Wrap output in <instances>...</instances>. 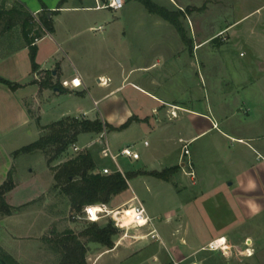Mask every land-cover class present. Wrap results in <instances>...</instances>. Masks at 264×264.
I'll list each match as a JSON object with an SVG mask.
<instances>
[{"label": "rangeland", "instance_id": "obj_1", "mask_svg": "<svg viewBox=\"0 0 264 264\" xmlns=\"http://www.w3.org/2000/svg\"><path fill=\"white\" fill-rule=\"evenodd\" d=\"M65 1L60 6L64 5ZM151 1L169 11L178 12V7H181L182 10H180L178 18L184 26L183 29L185 28L184 33L187 38H190L188 24L192 19L191 16H194V23L197 24L204 23L207 18L211 19L216 32L218 27H224L228 23L240 19L243 15L250 14L235 24L237 26L235 30L238 32V38L235 40L240 41L230 40L227 42L224 48H220L212 55L211 62H204L205 51L211 49L209 46L198 50L196 59L191 58L193 61L191 65L190 55L188 53L185 55L186 60H183L180 77L183 79V87L188 95H186V99L184 94H179L177 99H181L200 113L214 116L220 124L218 129L211 128L205 118L198 117L199 129L209 130L189 144L190 155H186L181 160L182 166L176 165L181 150L177 133L179 127L170 132L167 131L168 140L164 142L163 149L155 152L152 156L150 153H152L154 142H151L150 147H145L142 143L145 137L151 139L152 134L140 129V126L122 132L111 130L107 134L111 147L119 148L130 144L140 155L139 160L119 157L118 166L120 169L126 172H150L151 169H156L160 172L174 165L177 166L179 172H183L184 169L188 173L193 172L192 179L190 175L178 172L171 174L168 180L148 174H139L130 179L129 188L116 196L114 201H122L131 195H136L148 213L154 217L157 227L163 224L167 228H178L179 235L184 236L191 244V247L182 246L184 243L181 245L185 254L180 256L184 257V261L180 264H191L192 261H201L207 264H264V209L258 214L246 217L245 214L249 208H243L229 201L231 200L230 191H236L237 177L243 170L250 172L249 174L252 172V175L256 174L257 179L261 182V187H263L260 192L264 195V160L262 156L256 157V153L242 143L227 139L248 136L250 131L259 133L264 130V126L255 127V118H252L249 123H245L243 119L248 114L249 116L254 115L251 109L252 104L246 100V93L248 90L252 92L250 94L253 98L261 97L257 91L258 86L253 82H246L248 83L247 87L243 88L240 85L235 86L233 83L238 84L244 81L249 74L251 77H257L259 74L256 55L260 54L264 57V45L255 48L250 46V43L246 41L249 39L246 30L250 25L255 26V30L259 33L264 29V8L258 12H252L264 0ZM103 2L104 0L98 1L99 4ZM124 2V7L121 10L113 12L106 8L94 9L95 0H70L69 5H76L79 9L62 13L54 18V23L59 28L62 27L66 30V26L73 25L81 29L82 37L79 39L80 46H82L80 47L81 52L73 54L81 66L89 69L90 73H103L109 77L112 76L114 80L110 79L108 85H101L97 78H91L88 90L81 95L70 98L65 92H57L54 96L45 97L41 103L43 114L41 123L56 119L55 115L65 105H69L70 109H75V104L78 101L87 111L86 115L89 118L102 117L108 123H113L117 116L122 117L127 114L126 110L128 109L133 110L134 113L146 111V107L152 101L129 83L118 94L101 98L114 88L115 82L118 80L115 76L120 70L137 67L142 64L143 60L155 58L154 53L149 57L144 54L147 52L148 44L160 40H173L172 35L166 36L172 31L160 29V25L172 26V24L161 16L149 12L138 0H124ZM85 6L91 8H81ZM54 9L53 15L58 13L59 7ZM208 24H210V20ZM216 38L221 41L225 37L223 35V37L217 36ZM226 38L228 37L226 36ZM213 49L216 50L217 47H213ZM240 52L243 53L241 57L239 56ZM69 57L71 58V55ZM225 58H229V60ZM67 73H69L68 70ZM138 76L139 72L136 70L130 81L141 83ZM228 81L231 82L230 86L227 85ZM262 86L264 87V79H262ZM90 96L99 101L98 109H94ZM259 105L264 108V104ZM151 120L155 123L153 116ZM105 125L106 122L104 129L108 131V126ZM31 129L32 135L27 139L34 142L39 136L35 132L34 126ZM98 138L99 133H81L77 138L76 145L100 155V148L104 140L101 139L99 142ZM252 143L258 151L264 153L262 147L258 148V142ZM262 144L264 145V140ZM85 149L81 148L79 152H84ZM101 160H104L109 167L116 168L109 159L102 158ZM188 160L190 165L186 163ZM56 163L57 161H54L48 165L47 157L41 152L21 153L16 157L14 163L16 173L13 170L11 178L14 186L15 183L21 184L22 199L33 195L35 190L44 185L49 176L47 170L51 171V166ZM113 172L115 171L113 170ZM229 183H233V185H229ZM54 209L61 211V214H55L58 225L71 221L73 230L77 233L87 226L84 221L73 220L67 207L59 205ZM108 221L110 220L104 218L98 223L105 225ZM233 228L236 230V235L230 241L226 236H220L227 235ZM54 229L61 230L62 225H55ZM128 233L136 234L138 232L130 229ZM215 236L223 237L228 241L230 253L227 256H224L220 251L206 249L208 241ZM118 237L119 234L115 236L114 240L116 241ZM115 241L112 248H116L115 251L107 250L98 244H89L86 255L87 264H175L170 261V256L165 250L168 248V244L164 240V244L149 241L141 246L128 238L121 240L118 245H115ZM20 242L23 245L22 249L28 253L21 260L18 261L1 247L0 252L7 253L18 264H34V259H40L41 264H55L57 261V255L52 252L45 250L37 253L34 242L27 240ZM40 242L44 248L43 239ZM179 245L180 243L176 241L171 247L174 249ZM157 250H160L158 260L153 261L151 253Z\"/></svg>", "mask_w": 264, "mask_h": 264}, {"label": "crops", "instance_id": "obj_2", "mask_svg": "<svg viewBox=\"0 0 264 264\" xmlns=\"http://www.w3.org/2000/svg\"><path fill=\"white\" fill-rule=\"evenodd\" d=\"M59 2L60 0H0V78L18 85V87L12 90L7 85L0 82V186L7 179L9 171L14 170L16 158H13V153L21 147L33 142L28 141L27 139L32 135V126L35 127V132L39 136L42 127L67 116L77 118L83 117L90 120L98 118L103 123H108L102 117L89 118L86 115L87 111L83 109L80 101L75 104V109H70L69 105H65L55 115L56 119H53L50 122L45 121V123H41L43 117L41 103L45 97L54 96L57 92H65L70 98L81 95L84 91L88 90L91 78H97V81L98 78L108 81H110V79L111 81L114 80L112 76L109 77L103 73H90L89 69L81 66L79 60L73 57V54L75 55L81 52L80 47L82 46H80L81 43L79 42V39L82 37V31L73 25L66 26V30L62 27L59 28L55 25L54 18L60 16L62 13L79 9V7L76 5H69L70 0H67L65 1V4L59 8L58 13L53 15L51 12L55 10V7H58ZM95 2L96 5L99 4L97 0H95ZM95 7L94 9H96ZM81 8L89 9L91 7L85 6ZM262 8H264V1L256 6L252 12H258ZM178 9L179 11L182 10L180 6ZM44 10L49 12L48 18H51L52 20L53 30L51 32L40 33V35L36 37L38 40L33 42L36 46L35 63L37 65V68L33 70L30 60L29 45L27 44L26 38L23 36V24L27 19L28 14L33 16L35 20H38L39 15ZM249 14L243 15L240 19L228 23L224 27H218L216 32L213 28L211 19H209L210 24H208V18L204 23L197 24L194 23V16H191L192 19H190L188 24L190 38H187L185 35L184 39L173 25H160V29L163 28L164 31H172L170 34H166V36L170 37V35H172L173 40H160L156 43L148 44L147 52H144V54H147L149 57L150 54L154 53L155 58H147L137 67L120 70L115 76L118 80L115 82L114 88L101 98L103 99L109 95L118 94L124 90V86L129 83L138 91L145 94L152 102L148 104L146 111L134 113L133 110L128 109L126 110L127 114L122 115V117L117 116V119H115L113 123L108 124L114 128V131L118 132H122L123 130L128 131V129L130 130L136 126H140V129L142 128L152 134L151 139L145 137L142 141V143L144 141L147 142V145L143 144L145 147H150L151 142H154L152 153H150L151 155L149 154L150 156L163 149L164 142L168 140L167 131L170 132L177 129L176 127H179L177 133L179 134L178 142L181 144V150L176 165L182 166L181 160L185 155H183V143L180 142V139L190 144L209 130L204 128L199 129L198 117L201 116L205 118L210 123L211 128L218 129L220 124L218 123V119L214 116L200 113L197 109L192 108L181 99H177V95L179 94H184L185 97L188 95L186 89L183 87V79L180 77L183 69V60H186L185 55L188 53L190 55V60L192 57L196 59L198 50L205 46H209L211 49L205 51L204 62H211L212 55L217 50L219 51L220 48H224L227 42L230 40H234L235 42L240 41L235 40V38H238V32L235 30L237 26L235 24L243 20ZM182 27L184 26L182 25ZM99 28L98 30H101ZM247 29L246 34L249 39L246 41L250 43V46L255 48L264 45V33H262L264 32V29L261 33L257 32L253 25H250ZM223 35L225 38H222L221 41L216 40L217 36L223 37ZM33 36L34 32L31 31L28 37L30 38ZM226 36L228 38H226ZM213 47H217V49L215 50ZM254 51L256 52L255 49ZM242 54L243 53L240 52L239 56L241 57ZM70 55L71 58L69 57ZM256 56V63L259 72L258 76L251 77L249 74L244 81L238 84L233 82V80L232 82L235 86L240 85L243 88L247 87L246 85L248 83L246 82H253L258 86L257 91L261 96L259 98H253L251 96L252 92L247 90L246 100L250 101L252 104L251 109L253 110L254 115L249 116L248 114L243 119L245 120V123H249L252 118H255V127L260 128L264 126V108L259 105L264 104V87L262 86V79H264V57L260 54ZM225 59L229 60V58ZM192 62L193 61L191 60L190 65ZM67 70L69 73H67ZM136 70L139 72L138 77L141 83H133L130 81ZM76 76L81 79V87L69 90L61 86V80ZM47 83L56 84L57 86L53 87L51 85H46ZM227 85L230 86L231 82L228 81ZM91 99L94 109H98L99 101L92 97ZM244 103L242 104L244 105ZM172 112L174 115L171 114ZM152 116L155 119V123L151 120ZM126 121H129L128 125L124 129H119L122 124L126 123ZM110 132L111 130L105 131L106 139L107 134ZM227 139L242 143L252 152L256 153V157L262 156V159L264 160V153L258 151L252 143L258 142V148L262 147L264 151V145L262 144V141L264 140V130L259 133L250 131L248 136ZM99 140L101 141L100 138H98V141ZM125 146L131 145L128 144ZM123 147L111 148L112 150L117 151ZM80 148L85 149L84 147ZM86 151L91 154L96 166V171L100 172L101 168L109 167L104 160H101L103 158L102 156L100 157L101 153L99 155V153H93L92 150ZM189 155L190 151L187 156ZM109 168L111 170H116V168ZM47 171L49 176L47 177L46 182L35 190L33 195L30 193L31 195L22 199L20 183H15L14 188L6 194V201L11 206H25L16 214L0 216V247L8 254L14 256L18 261L23 257H26V254H28L22 249L23 245L20 244L21 240L34 242L36 245L35 251L40 253L39 251H45L40 242L41 239H43L48 232H51L55 228V225H62L61 230L65 228L74 229L71 221H67L63 224L60 223L59 225L57 223L58 221L54 212L55 198L53 194L47 192L53 184V174L50 170ZM150 171L158 170L151 169ZM244 171L245 170L238 174L236 181L237 188L236 191H230L231 200L229 201L233 204H238L243 208H249L247 209L246 214L244 213L246 217H249L255 213L258 214L264 209V195L260 192L263 187H261V182L257 179L256 174L253 173L252 175V172L249 174L250 172ZM121 172L126 171L121 169ZM177 172L188 174L185 169L183 172ZM14 173H16L15 170ZM192 177L193 176L190 178L192 179ZM129 182L130 180L128 181V184ZM229 185H233V183H229ZM256 190H258V192H256ZM132 196L134 195H131L122 201H114L115 197H113L109 205L113 208L117 207L128 201ZM34 205L35 207H33ZM148 214L152 217L150 213ZM234 229L235 228L230 230L227 235L223 234L220 236H226L228 241H230V239L236 235V230ZM157 230L162 239V244H164V241L168 244V248H165V250L170 256V261H173L175 264L182 263L184 257L181 258L180 256L185 254L182 246L186 245L191 247V244L187 242V239L184 236L179 235L180 232L178 231V228H167L163 224H160V226L157 227ZM218 237L219 236L212 237L208 242ZM176 241H178L180 245L172 249L171 246H174ZM143 243L146 242H140L137 243V245L141 246ZM115 250L116 248L111 249V251ZM159 253L160 250L151 253L153 261L158 260ZM39 260L40 259H34L33 263L39 264L41 262ZM191 264L207 263L192 261Z\"/></svg>", "mask_w": 264, "mask_h": 264}, {"label": "trees", "instance_id": "obj_3", "mask_svg": "<svg viewBox=\"0 0 264 264\" xmlns=\"http://www.w3.org/2000/svg\"><path fill=\"white\" fill-rule=\"evenodd\" d=\"M64 1L60 0L58 3L59 8L61 7L60 4ZM138 1L149 12L161 16L172 24L181 37L185 38V31L178 18L180 11H169L151 0ZM52 30V20L48 18L46 10L39 15L38 20H35L33 16L28 14L27 19L24 21L23 36L29 45L33 70L37 68L35 63L36 46L33 44L34 39L42 31L45 33ZM31 31L34 32V36L29 38L28 36ZM0 82L12 90L18 87L17 84L2 78H0ZM46 85L57 86L52 83H47ZM129 121L122 124L119 129H124ZM106 125L108 126V130H114L111 125L107 123ZM41 129L38 139L16 150L13 153V158H16L21 153L41 152L47 157L48 165L57 161L56 164L51 166L53 184L49 189V193L54 195V208L59 205L67 207L71 216L79 213L88 204H109L113 197L127 190L129 188L128 181L139 174H148L159 179L168 180L169 176L178 170L177 166H172L160 172L115 171L108 175L96 171L95 163L88 151L75 153L71 147L73 144H76L77 138L81 133H100L103 131L104 123L98 118L90 120L83 117L67 116ZM11 174L12 170L9 171L7 179L0 186V216L16 214L25 207H14L6 201V194L14 188ZM54 212L55 214H61V211ZM85 223H87V226L78 233L72 228H65L63 230L53 229L43 237L44 249L57 255L55 264H87L86 255L88 245L91 243L98 244L107 250L113 248L114 238L118 234V230L113 226L111 221H108L105 225H100L98 222ZM0 258L6 264H18L7 253L0 252Z\"/></svg>", "mask_w": 264, "mask_h": 264}, {"label": "built area", "instance_id": "obj_4", "mask_svg": "<svg viewBox=\"0 0 264 264\" xmlns=\"http://www.w3.org/2000/svg\"><path fill=\"white\" fill-rule=\"evenodd\" d=\"M98 2V0H97ZM124 0H104L102 4H97L96 9H110L113 12H117L124 7ZM42 27V25H41ZM101 28V27H100ZM38 39L35 38L34 42ZM108 80L100 79L99 84L108 85ZM60 84L63 88L66 89H77L81 87V79L76 76L69 79H63L60 81ZM174 115V113H171ZM105 129L101 131L99 138L103 139V146L100 150L101 156L105 159H109L116 166V170L121 172V169L118 166L119 157H125L132 160H138L140 155L134 146H125L117 151L112 150L109 143L106 139ZM180 142L183 143V155H188L189 143L180 139ZM144 145H147V142H143ZM73 152H79L80 147L76 144H73L71 147ZM190 165L189 160L186 162ZM101 174L108 175L113 173L109 167H103L100 170ZM190 176H193V172L188 173ZM73 220L78 219L84 222H99L101 219L107 218L113 223V226L118 230L119 237L115 241V245H118L123 239H131L135 243L140 242H149L157 241L162 243V239L155 225L153 217H151L143 203L134 195L128 201L117 207H110L107 203H97V204H88L85 205L82 210L76 215L71 216ZM130 229L135 230L136 234H129ZM207 250L211 251H220L224 256L230 253V246L228 241L223 237H218L211 240L206 247ZM248 251V250H246Z\"/></svg>", "mask_w": 264, "mask_h": 264}, {"label": "water", "instance_id": "obj_5", "mask_svg": "<svg viewBox=\"0 0 264 264\" xmlns=\"http://www.w3.org/2000/svg\"><path fill=\"white\" fill-rule=\"evenodd\" d=\"M47 16H49V12H47ZM100 81V79H98V82ZM0 264H6L1 258H0Z\"/></svg>", "mask_w": 264, "mask_h": 264}, {"label": "bare ground", "instance_id": "obj_6", "mask_svg": "<svg viewBox=\"0 0 264 264\" xmlns=\"http://www.w3.org/2000/svg\"><path fill=\"white\" fill-rule=\"evenodd\" d=\"M248 253H250V252L248 251Z\"/></svg>", "mask_w": 264, "mask_h": 264}]
</instances>
